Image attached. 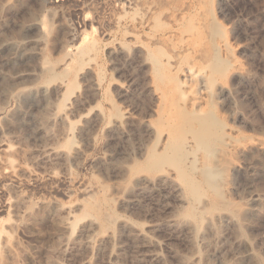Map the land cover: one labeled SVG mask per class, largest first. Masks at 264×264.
I'll use <instances>...</instances> for the list:
<instances>
[{
  "label": "rangeland",
  "instance_id": "obj_1",
  "mask_svg": "<svg viewBox=\"0 0 264 264\" xmlns=\"http://www.w3.org/2000/svg\"><path fill=\"white\" fill-rule=\"evenodd\" d=\"M0 264H264V0H0Z\"/></svg>",
  "mask_w": 264,
  "mask_h": 264
},
{
  "label": "bare ground",
  "instance_id": "obj_2",
  "mask_svg": "<svg viewBox=\"0 0 264 264\" xmlns=\"http://www.w3.org/2000/svg\"><path fill=\"white\" fill-rule=\"evenodd\" d=\"M148 10V9H147ZM149 13V12H148ZM206 40V39H205ZM225 41V40H224ZM221 43H222V45H224L225 46V43L223 42V41H221ZM227 43V42H226ZM185 47L184 46H181V47H178V48H176L175 49V52H174V54H177L180 50H182V49H184ZM187 50V49H186ZM207 104H209V103H207ZM201 114V113H200ZM123 117H125V116H123ZM119 123V120L118 119H115L114 120V125H116V124H118ZM168 142H169V140H168ZM175 142V141H174ZM173 144V143H172ZM174 144H176V143H174ZM220 165H222L221 163H220ZM223 166V165H222ZM145 177H147V176H145ZM145 177H142V178H144L145 179ZM141 180V179H140ZM145 180H147V179H145ZM143 186V185H142ZM111 219V218H110ZM147 238V237H146ZM140 239V238H139ZM155 257V256H154Z\"/></svg>",
  "mask_w": 264,
  "mask_h": 264
}]
</instances>
